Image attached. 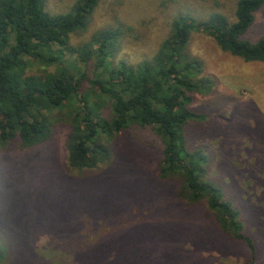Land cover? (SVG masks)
Returning <instances> with one entry per match:
<instances>
[{
	"label": "trees",
	"instance_id": "1",
	"mask_svg": "<svg viewBox=\"0 0 264 264\" xmlns=\"http://www.w3.org/2000/svg\"><path fill=\"white\" fill-rule=\"evenodd\" d=\"M102 1L73 0L67 9L51 13L46 10L47 0H0V150H7L16 138L21 147L38 145L51 139L55 128L68 126L66 166L77 179L71 176L60 182L49 175L47 187L42 182V189H32L34 200L19 202L15 245L2 246L0 239V264H64L59 256L84 264L102 239L131 246L134 261L140 255L136 245L141 244L148 249L142 254L149 258L148 264H165V255L187 233L185 205L199 201L205 202L218 230L231 241L246 244L244 264H255L258 250L264 255V245L256 246L255 240L264 239V192L253 202L256 226L247 233L233 204L207 177L209 159L197 144L204 138L197 124L206 115L191 104L196 94L211 93L215 85L204 74L203 61L192 52L190 37L203 32L222 51L245 62L264 63V34L254 40L244 36L264 0H210V4L205 0L201 8L179 9L152 54L137 62L117 58L122 47L137 40L132 37L137 32L135 22L124 23L112 15L96 25L94 14ZM124 1L128 0L111 1L110 13L129 6ZM190 10H203L205 19L197 20ZM141 29L144 40L148 29ZM74 38L79 40L73 43ZM32 67H38L39 73L29 74ZM132 126L149 128L161 147L158 173L152 178L129 156L113 149L116 137ZM232 130L224 133L234 137ZM223 148L215 152L216 172L219 168L234 187L242 174L231 167L229 151ZM254 165L264 167L259 161ZM66 189L72 192L75 207L68 206ZM55 192H64L60 200ZM47 206L45 216L39 208ZM57 206L72 215V224L65 223L60 210L56 214ZM127 208L130 222L123 228L112 230L106 239L101 236L96 245H79L80 226L74 214L87 211L94 219L112 221ZM157 212L162 217H156ZM37 217L48 228L32 235L29 231L37 225ZM47 233V250L31 248L29 240ZM169 234L174 247L164 242ZM215 243L233 251L230 242ZM152 245L167 246L169 251L157 256ZM98 258L100 264V253ZM174 258L177 264L179 257Z\"/></svg>",
	"mask_w": 264,
	"mask_h": 264
},
{
	"label": "rangeland",
	"instance_id": "2",
	"mask_svg": "<svg viewBox=\"0 0 264 264\" xmlns=\"http://www.w3.org/2000/svg\"><path fill=\"white\" fill-rule=\"evenodd\" d=\"M72 1L47 0L46 10L51 13L62 11L67 9ZM111 1L113 0H103L99 5L98 12L94 14V18L98 26L106 23L105 21L108 19L111 20L110 16L112 15H117L118 19L124 23L135 22L137 32L132 37H136L137 40L134 41V44L122 47L117 54L118 59L123 58L127 62H137L152 54L160 38L167 35L171 17L179 9L201 8L205 2V0H128L124 2L129 6L119 7L117 12L110 13L113 11L110 10ZM185 1H187V5ZM206 2L210 4V0ZM190 3L192 6L189 5ZM188 9L181 11L185 12ZM190 11L189 13L197 20L205 19L203 10ZM142 26L148 29L144 40H141V36L144 34ZM262 34H264V6L256 13L253 24L244 36L254 40ZM78 40L79 38H74L72 42L76 43ZM190 47L194 55L203 61L204 74L211 77L215 85L211 93L196 94L191 104L197 112L206 115V120L200 125L197 124L204 137L199 138L197 144L209 159L207 177L215 186L219 187L223 199L233 204L237 211V219L244 224L245 231L251 233L256 226L252 218L253 202L264 192V167L259 168L260 166L254 165L257 161L261 164L264 163V63L245 62L224 52L210 36L200 31L192 33ZM37 68L32 67L28 73L38 74ZM98 101L102 103L100 99ZM232 129L236 131L234 137L224 133L227 130L233 131ZM213 130H217V132L213 133ZM68 132V126H59L55 128L51 139L38 145L21 147L19 139L16 138L7 146V150H0V239L2 246L6 247V242H10L14 248L17 206L20 201L34 200L33 188L36 189L38 186L42 189V182V185L47 187L49 175L57 176V180L60 182H65L64 180L71 176L72 180H77L73 178V175L68 174L66 166L65 144ZM220 146L229 151L231 167L242 174L239 177L240 180L233 184L234 187L229 185L228 177L222 174L219 168L216 172L215 152ZM113 149L117 154L120 153L133 159L132 161L141 167L146 172L144 174L149 177L157 175L161 147L149 128L132 126L129 130L121 132L113 142ZM224 168L226 167L224 166ZM251 171L253 174H250ZM64 192L69 197L68 206L75 207L76 201H73L72 192L68 189ZM63 193L58 195L56 193L58 200L62 198ZM128 200L131 201L130 198ZM45 201L48 203V197ZM43 203L44 201L38 203V206H42ZM60 204L62 208V203ZM56 208V214L58 215V210H60L65 223H73L72 215L67 210H62L63 208L61 209L60 206ZM39 209L45 211L44 215L48 216V206L45 209ZM184 209L186 211L184 221L187 223L186 235L179 240L175 247L170 234L168 239H164L168 246L174 247L172 253L162 254L168 252L169 247L152 245L157 256L163 255L162 257H164L165 255V264H176L174 256L183 258L187 264H244L248 257L246 244L234 239L231 241V238L229 239L214 226L215 221L205 202L187 203ZM130 212L131 209L127 208L121 217H116L112 221L106 218L105 220L101 216L94 219L91 214H87V211L74 214L73 220L78 217L80 226L79 245L81 247L93 246L99 242L103 235L106 239L112 230L123 228V225L130 222L127 221ZM155 215L162 217L161 212H157ZM37 218V225L29 231L32 235L41 233L44 230L43 227L48 228L47 223H43L41 218ZM46 218L48 219V217ZM149 219L151 221V215H149ZM154 222L156 221L154 220ZM194 230L199 231L196 237L192 235ZM222 240L230 242L233 251L219 249L220 247L215 242L222 243ZM255 240L256 246L259 243L264 245V239L255 237ZM107 241L106 243L102 239L100 248L92 249L93 255L87 257L84 264H99V253L100 264H139V262L148 264L149 258H142V254H147V247H142L141 244L136 245V250L140 255L134 257L136 258L134 261L131 258L134 255L131 246L121 245L122 241L116 242L115 245L109 243V240ZM29 242L31 248L37 246L44 252V248L48 249L45 246L48 242V233L38 235ZM45 252L48 253V251ZM259 254L260 250L257 252L255 264H264V255L260 256ZM59 257L64 264H77L70 259L65 260L63 256ZM179 258L177 264H183Z\"/></svg>",
	"mask_w": 264,
	"mask_h": 264
}]
</instances>
